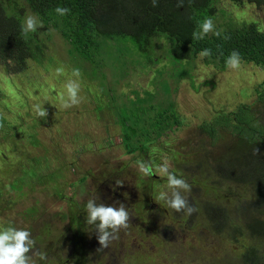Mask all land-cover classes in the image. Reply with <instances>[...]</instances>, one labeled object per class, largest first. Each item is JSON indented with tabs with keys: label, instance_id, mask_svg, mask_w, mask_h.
<instances>
[{
	"label": "rangeland",
	"instance_id": "1",
	"mask_svg": "<svg viewBox=\"0 0 264 264\" xmlns=\"http://www.w3.org/2000/svg\"><path fill=\"white\" fill-rule=\"evenodd\" d=\"M216 5L217 11L210 18L218 31L248 21L264 26V9L254 4L240 6L230 0H218ZM37 30L41 43L45 44V56L69 65L65 66V75L57 76L55 66L47 70L48 61L42 64L29 61L26 73L18 76L21 84L19 98L8 87L7 80L0 79L5 94L0 99V114L7 119L8 130L12 131L5 135L0 128V202H11L10 207L3 205L0 208V229L11 225L30 231L36 248L47 253L45 264H68L75 239L69 232L72 221L69 207L80 205L76 216L86 220L84 207L88 199L108 206L120 202L130 214L129 228L122 229L119 239L112 241L108 248L101 249L98 239L93 241L95 228L88 225L90 238L87 237L85 248L95 258L91 264H246L241 256L252 244L249 239L236 241L226 234L213 233V226L207 224L198 207L193 221L188 222L183 212L169 208L164 201H155L159 192H170L167 177L144 176L137 164L141 157L125 154L121 128L116 122L118 117L111 105L113 100L107 91L100 89V76L92 78L91 74L95 76V73L93 69L90 72V64L69 58L68 46L59 32L44 24ZM101 41L98 62L100 71L107 67L102 72L104 76L108 74L110 89L116 94L132 91L130 97L123 93V96L116 97L120 100L121 116L126 106L132 105V99L140 101L138 107L148 101L138 97H145V90L153 92L155 87H161L162 91L156 88L159 95L154 98V103L157 104L163 99L169 105L172 96L171 101L183 124L176 132L163 136L154 145L157 151L150 153L144 162L160 164L167 159L170 171L178 178L187 181L191 174H198L200 168L195 165L199 163V157L208 156L209 166L217 162L219 146L220 153L226 150L220 160L235 150L238 135L233 130L223 129L218 132L221 136L211 141L208 132L200 130L202 124L212 122L218 114L236 116L240 104L254 102V108L258 109L264 106L254 101L263 86L264 70L253 63L241 62L238 70H232L216 68L200 56L191 62L178 61L166 46L164 53L162 48H157L155 54L168 63L163 60L150 67L148 61L153 56V46L148 53H141L128 38H102ZM146 64L149 65L147 68ZM74 68H79L82 73L78 79L81 102L64 108L61 97L67 99L65 85L70 79H77L72 76ZM112 71L120 76L129 71V76L116 84L111 78ZM50 76L55 82L48 79ZM56 80H62L59 88L42 87L43 84L56 85ZM96 94H100L99 100ZM99 101L102 109L97 107ZM37 104L47 110L48 116L34 114L33 108ZM31 133L36 134L35 142ZM3 151L7 153L6 160L1 158ZM35 156L41 157L37 167L31 166V159ZM202 167L207 170V166ZM23 169L29 172H38L39 169L40 179H29L21 189L14 190L12 184ZM89 172L90 176L82 183L81 178ZM116 172L117 175L113 176ZM109 179L123 181L121 197L108 191L105 185ZM217 180L220 181L219 187L211 189L208 187L211 181H206L196 190L200 209L212 202L227 206L231 211L236 207L246 209L250 206L248 194H243L229 181ZM33 209L34 213L30 214ZM40 239L42 243H39ZM34 259L36 264L41 262L37 257Z\"/></svg>",
	"mask_w": 264,
	"mask_h": 264
},
{
	"label": "trees",
	"instance_id": "2",
	"mask_svg": "<svg viewBox=\"0 0 264 264\" xmlns=\"http://www.w3.org/2000/svg\"><path fill=\"white\" fill-rule=\"evenodd\" d=\"M230 1L235 5L241 6L249 3L264 9V0ZM217 2L218 0H184V6L178 8L177 0H159L158 7H152L151 0H0V79H6L8 87L11 91H15L19 98L18 92L21 84L20 81L18 82V76L26 73L29 61L38 64L48 61L47 70L54 66L59 68L61 66L57 63H61L65 70L63 75L67 73L65 66L69 64L65 65L61 60L53 57L49 60L50 57L45 56V44L41 43L38 30L26 35L22 32L21 25L25 16L27 14L37 15L46 27L59 32L62 39L65 40L69 58L83 60L84 64H90L92 66L90 72L93 69L95 73V76L90 73L92 78L100 76L102 85L100 89L107 91L113 100V103L110 104L118 117L116 122L121 128V144L125 154L140 156V161H147L149 154L154 152L153 149L157 151L154 145L161 141L163 136L179 130L183 121L179 117L175 104L171 101L172 96L169 105L163 99L158 104L154 103V98L159 95L156 90L159 86L155 87L153 92L145 90V97L138 96L141 100L148 99L140 107H138L140 101L132 99V105L126 106L125 113L121 116L120 100H116V97L123 96V94L130 97L132 91L116 94L114 89H110V82L107 80L108 74L104 76L102 72L107 67H102L100 71L98 62L102 45L101 39L128 38L141 53H148L153 46V56L148 61L150 67L163 60L168 63L167 60L161 59L162 56L155 54L157 48H162V53H164L168 46L170 54L178 61L191 62L190 60L193 59L195 61L202 50L211 49L212 54L210 57H204L205 61L216 68L226 69V58L232 51H237L242 62L253 63L264 70V29L259 27L256 22L248 21L241 25L230 26V28L221 31V37L210 33L204 39L193 38V32L199 31L200 23L204 19L212 17L217 11ZM57 6L70 8L71 12L66 16H59L55 12ZM258 29L261 30L258 31ZM224 36H227L228 39H224ZM156 40L157 42H155ZM149 65L146 64L145 68ZM166 66H164L165 70ZM87 75L89 77V72ZM111 75L117 84L119 81L127 79L129 71L122 76L112 71ZM48 79L54 80L55 78L50 76ZM56 81V85L55 83L43 84L42 87L57 89L62 80ZM53 85H55L54 88ZM262 85L261 90L258 91L257 99L254 101L264 105V82ZM1 88L2 85H0V99L5 95ZM159 88L161 89V87ZM95 97L99 100L100 94H96ZM22 103L24 104V102ZM254 104V102L250 105L240 104L236 109V116H228V113L218 114L212 122L200 126V130L208 132L211 141L219 138L221 134L218 132L223 129L233 130L238 135L237 141L234 142L236 147H234L233 153H229L225 159L220 160V156L226 150L220 153L219 146L217 162L214 161L211 166L208 165V156L199 157V163H196L195 166L200 168V171L198 174H191L190 177H187L186 182L191 186V192L184 194L189 203L198 207L199 213L206 218L207 224L213 226L211 230L213 233L226 234L236 241L246 238L252 242L244 249L241 256L246 264H264V242L262 241L264 239V106L258 109L254 108ZM102 106L99 101L98 109H102ZM166 106L167 108H165ZM0 117L4 118L1 114ZM7 122V119L4 118V127L1 128L5 135L12 132L8 130ZM30 137L33 142L36 141L35 133H31ZM254 148L260 150L259 156L252 155ZM1 154L2 160H6L7 153L3 151ZM39 158L33 157L31 166L37 167L36 163ZM202 166H207L206 169H211V171L205 170ZM37 170L38 172H29L28 169H23L21 176L13 182L12 188L14 190L21 189L23 183H27L29 179H40V170ZM116 175L117 172L113 174V176ZM89 176L90 172L80 181L84 183ZM216 177L222 181H229L240 188L243 194H248L250 206L246 209L236 207L231 211L227 206L212 202L209 206L200 209L198 199L195 197L196 190L198 191L206 181H211L208 184L211 189L219 187L220 181ZM51 179L54 177L52 176ZM115 182L116 180L109 179L105 186L110 193L114 192L121 197L124 187L123 185L114 187ZM10 204V201L5 204L0 202V208L3 205L10 207ZM79 207L81 206L78 204L69 207L70 215H72L69 232L73 233L72 236L75 239L72 241L74 252L67 263L91 264L95 258L93 259L91 253L85 248L87 247V237H89L87 229L90 227L86 224V220L76 216ZM237 208L238 214L236 213ZM33 211L34 209L30 211V214L34 213ZM194 216L195 213L192 216H187L188 222L193 221ZM39 243H42V240ZM45 263L46 261H41L38 264Z\"/></svg>",
	"mask_w": 264,
	"mask_h": 264
},
{
	"label": "clouds",
	"instance_id": "3",
	"mask_svg": "<svg viewBox=\"0 0 264 264\" xmlns=\"http://www.w3.org/2000/svg\"><path fill=\"white\" fill-rule=\"evenodd\" d=\"M152 7L159 6V0H151ZM184 0H177V7H183ZM55 12L59 16H66L71 12L70 8L57 6ZM38 27H43L42 21H40L35 14H27L24 22L21 25L22 32L26 35L28 33H35ZM264 28V26H261ZM261 29H258V31ZM209 33L214 34L217 37H221L222 32L216 30L215 24L212 18L204 19L199 25V31L193 32V38L200 40L204 39ZM228 39L227 36L223 37ZM211 49L202 50L199 55L201 58L210 57ZM242 58L237 51H232L225 60V65L229 69L238 70L241 67ZM65 73L63 67L56 69V75L60 76ZM72 76L76 77V80L70 79L66 85L67 99L63 100V107L70 108L78 105L81 102L79 97L80 84L78 79L82 76L79 68L72 70ZM34 114L39 117L48 116V112L45 108L39 104L34 105ZM4 118L0 117V128L4 127ZM155 151V149H153ZM253 156H259L260 150L254 148L252 151ZM138 170L144 176H166L168 191H161L155 196V201L166 202L167 206L174 209L176 212H183L187 216H192L198 211V209L191 203L187 196L183 193H190L191 186L183 178H178L175 172L170 171V163L165 159L160 164L154 162L138 161ZM123 185V181L117 179L114 187H120ZM86 212V224L94 226L97 239L101 245V249L109 247L112 241L119 239V233L122 229L129 228L130 214L123 203L117 202L111 206L104 203H97L94 199H88L85 205ZM34 257L39 258L41 261L47 260V253L36 248V241L33 239L30 231L26 229H18L14 226H8L0 229V264H36Z\"/></svg>",
	"mask_w": 264,
	"mask_h": 264
},
{
	"label": "flooded vegetation",
	"instance_id": "4",
	"mask_svg": "<svg viewBox=\"0 0 264 264\" xmlns=\"http://www.w3.org/2000/svg\"><path fill=\"white\" fill-rule=\"evenodd\" d=\"M94 233H95V236H94V240L93 241L95 242V241H97V237H96V232L95 231H94Z\"/></svg>",
	"mask_w": 264,
	"mask_h": 264
}]
</instances>
